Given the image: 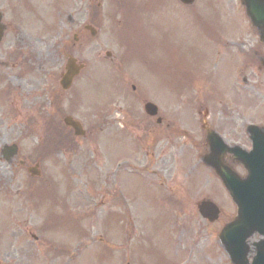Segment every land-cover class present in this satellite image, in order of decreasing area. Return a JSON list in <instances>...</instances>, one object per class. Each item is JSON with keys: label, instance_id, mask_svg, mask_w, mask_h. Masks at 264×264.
I'll list each match as a JSON object with an SVG mask.
<instances>
[{"label": "rangeland", "instance_id": "rangeland-1", "mask_svg": "<svg viewBox=\"0 0 264 264\" xmlns=\"http://www.w3.org/2000/svg\"><path fill=\"white\" fill-rule=\"evenodd\" d=\"M220 2L207 19L208 15L193 19L182 10L171 12L173 4H167L163 8L169 10L160 16L150 11L132 20H103L95 26V37L85 36L83 51L75 54L85 68L74 87L60 95L59 104L62 113L80 119L86 130L84 138H76L75 151L59 149L53 157H40L36 145H49L53 133L40 120L41 113L49 110L46 97L28 93V79L0 81V92L5 91L0 95V150L12 143L19 149L10 161L0 154V264H232L216 236L235 214V206L216 176L191 156L200 141L191 127L196 125L191 109L201 101L224 139L248 149L238 129L264 124V70L256 64L251 70L247 53L260 49L264 54V44L251 31L236 0ZM17 11L21 19L29 20ZM48 22L58 35L69 28L65 20ZM40 25L37 21L38 32ZM206 27L228 36L222 43L221 36L216 38L215 49L245 44L244 61H225L226 56L201 35ZM55 40L39 46L53 52L46 66L53 70L54 95L65 63ZM241 67L246 81L237 85ZM39 76L43 88L44 77ZM192 77L206 82L204 96H209L197 95L195 104ZM120 80L140 83L141 90L160 103V159L156 153L151 159L139 156L132 150L133 138L111 133L109 129L122 130L125 123L118 112L111 113V128H103L99 141H94L95 104L116 94ZM78 97L81 104L71 105ZM42 102L46 107L39 109ZM115 102L123 107L122 100ZM61 114L55 117L59 122ZM139 115L132 136L140 135L144 141L151 126L137 127L154 123ZM36 120L39 123L29 134ZM36 162L41 173L31 177L26 168ZM202 199L220 208L215 222L197 212ZM255 241L253 236L248 239L250 248Z\"/></svg>", "mask_w": 264, "mask_h": 264}, {"label": "flooded vegetation", "instance_id": "flooded-vegetation-1", "mask_svg": "<svg viewBox=\"0 0 264 264\" xmlns=\"http://www.w3.org/2000/svg\"><path fill=\"white\" fill-rule=\"evenodd\" d=\"M214 1L215 0H192L189 4H185L179 0H0V81L4 78H12L17 81L19 79H28L29 82L26 83L28 86L26 87L28 89L27 92L32 95H43L46 97L48 108L50 112H52L54 108L55 110L59 108L61 101L60 95L68 91L62 90L57 82L54 95L53 70L51 66H46V59L50 58L53 52L47 49L46 51L48 52H44V50L39 47L43 43L45 45L49 44L52 39V26L44 20L50 17L51 19L65 20L67 26L69 25V28L65 31L66 34L57 35L55 40V47H62L61 51L63 57L66 58L69 55L75 56V54L83 51L87 32L85 26L86 23H88L86 20L94 22L108 19L121 20L134 18V15L140 16L145 13L147 14L150 11L160 16L162 10H169V8H163L166 7L167 4H173L171 8L173 10L179 7L193 19L202 18L210 14L214 8H220L218 5L221 4V2L218 3L219 0H216V5H214ZM86 3H88L87 6H85ZM17 10H21L22 14L28 15L29 20L21 19ZM222 13L224 14V12ZM209 16L210 15L205 19L209 18ZM38 20L41 24L39 32L37 31ZM202 30L205 29L203 28ZM202 30L201 35L204 37V40L214 45L213 50L218 45L216 38L221 36V43L228 38L225 32L219 35L215 30L211 33L209 28L206 32H202ZM237 39L240 40L239 37H237ZM204 46L208 50L206 43ZM215 51L226 56L225 61H236L238 64L243 62L244 54L243 50L240 48L227 50L221 47L215 49ZM253 51L251 52L252 55H250L252 64L256 62ZM42 58H44V61H41ZM7 68H9V72L16 70V73L10 75L9 72L5 70ZM238 71L239 73L242 72L240 69H238ZM40 74L43 75L45 81L43 88L39 87V81H41ZM77 78L78 76L74 77L72 85ZM194 86L197 94L204 98L208 97L204 96L207 89L205 81L196 78ZM17 89L20 90L19 85ZM120 89H125L124 93L119 92L115 94L114 97L111 96L105 101H99L97 113L91 123L94 131V141L97 143L102 129L110 126L112 122L111 112L114 110L123 115V119L125 120V123L121 125L123 127L122 134L126 135L125 138L128 139L133 137L132 133L135 131L134 119L140 116L139 114L140 112L142 113L144 105L151 101L157 106V112L155 116H148L143 112V117L154 124H142L137 127L140 129L151 126L150 129L146 130L144 141L139 139L141 138L140 135L135 137L132 150L134 153H138V155L142 154L147 159L153 158L154 153H156L157 157L160 159V126L162 124L157 122V118L160 116L159 103L154 97L152 100L146 97L147 93L141 91V87H138V85L121 83ZM4 92L5 91L2 90L0 93L2 94ZM118 99L122 100L123 107L116 104L115 100ZM76 104L78 106L80 105L79 99L76 103L71 105L76 107ZM41 107H46V104L42 102L39 109H41ZM197 110L200 112L201 108H197ZM204 110H207V119L210 127L216 132H220L216 125L210 122L211 112H208L206 108ZM166 127L169 128L171 126L167 124ZM195 128H197L196 131L199 133L198 138H200V141H196L197 143H195L194 149L197 151V155L206 154L208 147L204 144L205 132L201 124H196ZM168 131L165 133L168 134ZM242 136L244 137V134H242ZM225 163L232 165L233 162L229 155L225 157Z\"/></svg>", "mask_w": 264, "mask_h": 264}, {"label": "water", "instance_id": "water-1", "mask_svg": "<svg viewBox=\"0 0 264 264\" xmlns=\"http://www.w3.org/2000/svg\"><path fill=\"white\" fill-rule=\"evenodd\" d=\"M241 1L246 6L251 24L259 33L260 41L264 42V0ZM82 67L83 65L76 64L72 58L67 60V71L61 80L63 88L69 86L72 77ZM148 106L152 107V105L146 107ZM149 113L154 114V111H149ZM64 122L74 129L76 135L83 134L79 124L71 118H65ZM247 131L252 140V149L249 152L237 146L219 145L214 141L215 133L209 132L208 142L211 152L204 157L203 161L215 170L237 208L235 217L225 224L218 234L219 242L228 254L231 263L264 264V128L249 125ZM17 150L16 145L4 147L2 155L8 160L17 153ZM225 151L231 152L234 159L244 166L247 171L245 177L240 178L223 164ZM28 172L32 175L40 173L37 165L29 167ZM197 208L202 217L210 222L218 218L219 209L210 201L200 202ZM256 233L263 238L254 243V255L249 263L247 255L250 249L246 240Z\"/></svg>", "mask_w": 264, "mask_h": 264}, {"label": "trees", "instance_id": "trees-1", "mask_svg": "<svg viewBox=\"0 0 264 264\" xmlns=\"http://www.w3.org/2000/svg\"><path fill=\"white\" fill-rule=\"evenodd\" d=\"M59 142H63V144H67L68 143V137H64V139L59 141Z\"/></svg>", "mask_w": 264, "mask_h": 264}]
</instances>
